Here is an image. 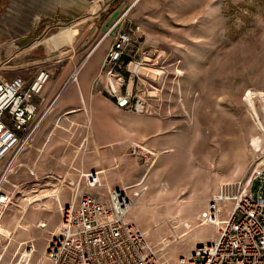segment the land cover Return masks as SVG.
Segmentation results:
<instances>
[{
    "label": "rangeland",
    "instance_id": "obj_1",
    "mask_svg": "<svg viewBox=\"0 0 264 264\" xmlns=\"http://www.w3.org/2000/svg\"><path fill=\"white\" fill-rule=\"evenodd\" d=\"M135 1L120 6L118 15L106 20L118 6L114 3L99 24L104 23V33L118 24L108 39L119 31L130 33L134 47L152 57L133 76L135 89L146 98L152 113L129 114L157 122L161 128L146 142L135 144L145 150L143 156L136 157L131 150L126 153L142 172L144 183L138 180L140 186L135 182L122 187L131 188L130 194L147 187L129 220L144 229L165 264H178L197 244L214 242L225 226L231 203L223 204L219 219L209 217L212 197L221 186L246 184L254 170H264V0H141L137 6ZM61 42L55 48L71 46L67 39ZM128 61L119 69L125 77L124 90ZM59 129L69 142L62 155L48 161L49 169L54 164L67 165L66 151L77 155L88 146L89 132L82 135L78 129ZM30 149L21 154L3 186L12 201L0 225L5 233L0 235L3 264L20 259L25 252L31 257L29 264H50L45 248L58 231L61 208L57 213L46 205L61 189L73 195L67 181L72 178L60 179L51 172L34 175L22 165ZM73 165L67 168L76 172L78 167ZM101 183L93 192L106 197L110 190ZM41 194H47L46 198ZM31 212L59 219L57 229L42 220L37 223L40 228L36 224L28 229L22 218Z\"/></svg>",
    "mask_w": 264,
    "mask_h": 264
},
{
    "label": "crops",
    "instance_id": "obj_2",
    "mask_svg": "<svg viewBox=\"0 0 264 264\" xmlns=\"http://www.w3.org/2000/svg\"><path fill=\"white\" fill-rule=\"evenodd\" d=\"M91 1L0 0V74L6 78L21 76L30 82L40 68H50L51 79L43 92L45 101L39 105L38 119L44 117L45 113L47 115L35 133L29 147L31 149L23 155L22 165L28 167L34 175L37 171L45 174L51 172L60 179L69 177L76 180L79 172H97L104 186L111 191L140 181L142 172L134 168V163H131L126 153L132 151V146H139L135 145L137 142H146L145 138L161 127L157 122L151 123V120L129 114L133 112L118 109L114 99L106 92L108 75L102 67L113 37L112 40L108 39L110 35L104 37L108 31L104 33V23L99 22L114 3L117 2L118 6L109 13L106 20L108 17L109 20L113 19L118 15L120 6L134 0ZM140 1L134 2L136 6ZM148 3L139 8L138 12H143ZM54 30L59 32L46 38ZM66 39L71 41L70 47L55 48L63 45L61 41ZM98 52V58L92 62ZM147 52L145 55L132 52L124 57L123 62L129 60L128 67L123 71L127 73L128 84L124 92L139 95L140 90L135 89L134 77L128 74L133 59H144L146 63L152 61ZM77 69L79 72L76 81H73L71 76ZM97 79L103 93L95 91L94 83ZM59 128H69V131L78 129L82 135L89 132L88 146L83 151L77 155L67 151L64 154L63 159L68 161L67 165L78 167L74 168L76 172L60 163L49 169L48 161L64 153L65 143L69 142L61 137L63 132ZM58 194L50 205H46L48 210L54 209L57 213L59 207L67 206L72 201L70 190L61 189ZM27 209L24 208L25 214ZM22 219L29 224L28 229L35 227L41 220L49 222L52 229H57L60 221L32 212ZM20 225L21 220L17 222V228ZM26 233L30 235V231ZM0 235L5 233L0 231Z\"/></svg>",
    "mask_w": 264,
    "mask_h": 264
},
{
    "label": "built area",
    "instance_id": "obj_3",
    "mask_svg": "<svg viewBox=\"0 0 264 264\" xmlns=\"http://www.w3.org/2000/svg\"><path fill=\"white\" fill-rule=\"evenodd\" d=\"M129 52L146 54L134 47L132 34L124 31L114 34L102 67L108 75L106 92L118 109L151 114L145 97L123 90L125 77L119 69ZM145 62L133 59L130 75L138 76ZM78 72L77 69L72 74L73 81ZM50 79V72L44 68H40L30 82L21 76L6 78L0 74V166H4L0 175V225L12 204L3 201L6 196L3 186L8 183V176L21 154L32 145L47 115L38 119L39 105L45 101L43 92ZM99 84V79L95 80V91L103 93ZM143 151L136 146L131 152L134 156H143ZM79 176V179L67 180L73 189L72 201L60 209L61 221L56 235L45 248L46 260L50 264H165L144 229L129 220L146 188L130 194L131 188L121 187L103 197L93 192L102 187L99 173L79 172ZM225 203H231L232 207L216 240L197 244L178 264H264V170H254L246 184L221 186L212 197L209 217L216 215L219 219ZM27 250H31V254L32 246ZM3 255L4 251L0 252V264H3ZM30 258L25 252L20 259H12L7 264H29Z\"/></svg>",
    "mask_w": 264,
    "mask_h": 264
},
{
    "label": "bare ground",
    "instance_id": "obj_4",
    "mask_svg": "<svg viewBox=\"0 0 264 264\" xmlns=\"http://www.w3.org/2000/svg\"><path fill=\"white\" fill-rule=\"evenodd\" d=\"M230 184H231V183H230ZM41 195H42V194H41ZM41 195H40V196H41ZM42 197H44V195H42L41 198H42ZM50 197H51V196H50ZM53 197H54V196H53ZM8 199H9L8 196H4V197H3V201H4L6 204L10 203ZM37 199H38V198H37ZM28 201H30V198H29ZM45 207H46V206H45ZM203 212H204V211H203ZM24 214H25V213H24Z\"/></svg>",
    "mask_w": 264,
    "mask_h": 264
}]
</instances>
